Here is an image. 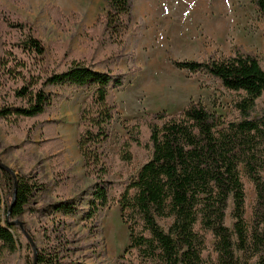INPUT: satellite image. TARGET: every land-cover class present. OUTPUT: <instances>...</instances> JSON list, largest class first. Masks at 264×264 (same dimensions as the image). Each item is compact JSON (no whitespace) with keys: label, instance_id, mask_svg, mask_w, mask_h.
<instances>
[{"label":"trees","instance_id":"obj_1","mask_svg":"<svg viewBox=\"0 0 264 264\" xmlns=\"http://www.w3.org/2000/svg\"><path fill=\"white\" fill-rule=\"evenodd\" d=\"M105 1L107 13L84 29L89 53L80 58L64 50L51 59L31 24L0 15V123L24 134L26 152L37 145V136L41 148L63 146L57 135L59 123L51 118L73 92L93 89L80 111L77 148L86 177L94 181V192L88 205L65 198L55 204L53 213L61 219L80 216L93 233L112 204H118L130 237L117 264H242L241 258L246 264H264L260 57L235 46L228 56L172 59L174 68L208 75L231 91L236 117L226 121L205 105L191 102L174 116L163 111L127 123L118 160L131 165L136 151L151 152L152 157L137 178L112 198L107 146L119 110L115 93L138 69H119L135 32L134 0ZM253 3L264 24V0ZM53 15L61 26L63 14ZM56 157L51 155L49 161L53 189L60 193L67 190L69 179L56 170ZM245 179L255 190L250 220ZM42 190L35 172L18 174L16 185L14 175L0 168V264H15L18 258L21 264H34L35 252L23 229L10 223L38 214L34 198ZM210 239L214 257L207 254ZM37 259V264L59 263L44 249L38 250Z\"/></svg>","mask_w":264,"mask_h":264},{"label":"rangeland","instance_id":"obj_2","mask_svg":"<svg viewBox=\"0 0 264 264\" xmlns=\"http://www.w3.org/2000/svg\"><path fill=\"white\" fill-rule=\"evenodd\" d=\"M134 0V35L125 49L119 69L129 72L125 86L115 93L119 105L112 137L107 150L111 161L110 195L118 197L135 180L152 153H134L131 165L117 158L125 126L147 114L167 112L174 116L191 102L201 103L226 121L236 117L234 94L208 75L191 74L174 68L171 60H201L213 55L228 56L235 46H243L257 54L264 64V24L253 0ZM160 3V4H159ZM59 12H56V11ZM107 13L105 0H0V15L17 17L31 24L45 43L51 59L64 50L75 57L89 53L84 29L92 28L98 17ZM53 14H63L58 26ZM78 16L75 21L71 16ZM144 78V79H143ZM146 79V80H145ZM93 89L73 92L51 119L59 123L57 135L63 144L26 152L24 134L0 123L1 163L16 174L35 172L44 187L34 198L39 209L32 217H22L25 230L34 236L37 248L47 250L58 264H117L129 245V230L116 203L106 211L98 230L91 233L82 217L61 219L54 211L61 199H75L88 205L94 192V181L86 177L77 148L79 115L84 101ZM68 180L67 190L54 191L52 165ZM247 183L248 214L255 198L253 186ZM233 222L229 216L228 226ZM211 238V237H209ZM33 239V238H32ZM207 254L214 257V240L210 239ZM242 264H246L244 259ZM15 264H21L18 258ZM249 264H256L255 261Z\"/></svg>","mask_w":264,"mask_h":264},{"label":"water","instance_id":"obj_3","mask_svg":"<svg viewBox=\"0 0 264 264\" xmlns=\"http://www.w3.org/2000/svg\"><path fill=\"white\" fill-rule=\"evenodd\" d=\"M0 168L1 169H4L10 173H12L16 179V185H17V175L11 168H9L8 166H6L4 163H0ZM10 213V212H9ZM12 226H19L23 229L24 231V234L26 236V238L28 239V241L30 242V244L32 245L33 247V250L35 252V260H34V264H37L38 262V259H37V255H38V248L34 242V240L32 239V237L30 236V234L25 230L24 226H23V223L21 222V220H18V221H15L13 223H10Z\"/></svg>","mask_w":264,"mask_h":264},{"label":"bare ground","instance_id":"obj_4","mask_svg":"<svg viewBox=\"0 0 264 264\" xmlns=\"http://www.w3.org/2000/svg\"><path fill=\"white\" fill-rule=\"evenodd\" d=\"M152 1H154V0H152ZM159 1H161L162 2V5L164 4V0H156V2L158 3ZM160 4V3H159ZM144 79V78H143ZM146 80V79H145Z\"/></svg>","mask_w":264,"mask_h":264}]
</instances>
